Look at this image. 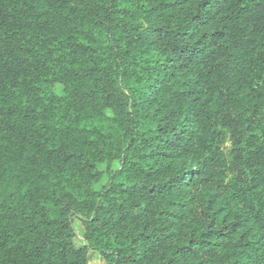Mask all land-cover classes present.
I'll return each instance as SVG.
<instances>
[{"label": "trees", "instance_id": "trees-1", "mask_svg": "<svg viewBox=\"0 0 264 264\" xmlns=\"http://www.w3.org/2000/svg\"><path fill=\"white\" fill-rule=\"evenodd\" d=\"M90 250L264 264V0H0V264Z\"/></svg>", "mask_w": 264, "mask_h": 264}, {"label": "rangeland", "instance_id": "rangeland-1", "mask_svg": "<svg viewBox=\"0 0 264 264\" xmlns=\"http://www.w3.org/2000/svg\"><path fill=\"white\" fill-rule=\"evenodd\" d=\"M75 227L78 235L77 242H80L82 240L83 227L79 221H76ZM89 264H104V261L101 259L100 255L97 252H95L94 250H90Z\"/></svg>", "mask_w": 264, "mask_h": 264}, {"label": "clouds", "instance_id": "clouds-1", "mask_svg": "<svg viewBox=\"0 0 264 264\" xmlns=\"http://www.w3.org/2000/svg\"><path fill=\"white\" fill-rule=\"evenodd\" d=\"M195 157H193V165L195 164ZM200 159H203V157H200ZM114 166H117V165H114Z\"/></svg>", "mask_w": 264, "mask_h": 264}]
</instances>
